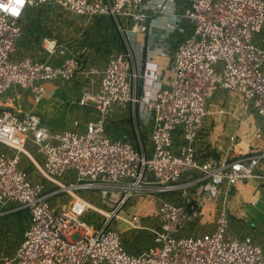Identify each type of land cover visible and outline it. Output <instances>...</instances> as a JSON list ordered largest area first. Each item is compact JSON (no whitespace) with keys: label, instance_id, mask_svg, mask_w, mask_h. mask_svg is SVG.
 <instances>
[{"label":"built area","instance_id":"1","mask_svg":"<svg viewBox=\"0 0 264 264\" xmlns=\"http://www.w3.org/2000/svg\"><path fill=\"white\" fill-rule=\"evenodd\" d=\"M184 1L176 27L186 32L179 24L185 19L192 31L175 49L167 86L157 89L153 97L138 95L136 79L143 75L133 69V51L127 48L108 57L97 90H86L80 97L79 104L97 111L84 124V132H53L34 112L0 111V205L15 203L6 211L24 209L30 216L13 256L3 264H264L262 243L229 230L226 198L213 229L177 236L186 223L204 218L199 194L190 197L187 190L199 186L200 195L214 200L231 194L239 181L255 179L264 187V149L221 161L201 160L195 147L209 114L208 101L219 89L240 93L243 108L264 118V47L255 41L264 27V0ZM44 3L87 17L110 15L121 31L125 29L120 17L132 22L136 33L148 30L145 0H24L22 6L16 0H0V96L18 86L29 90L37 103L45 96L48 81L70 80L80 73L94 82L99 73L95 66L82 67L81 51L70 50L51 37L43 39L44 50L49 56L63 55L59 63L31 56L13 59L28 7ZM156 5L165 8L162 3ZM13 7L19 9L18 15L12 13ZM138 103L153 118L149 156L142 142L136 146L126 136L113 138L106 133V121L115 110L129 109L135 119ZM262 135L264 128L256 138ZM28 138L37 146L43 164L25 148ZM20 153L28 155L54 188L48 190L42 182L30 180L20 167ZM67 170H74L70 177L76 182L62 181ZM76 189H100L102 198L110 199L114 214L130 198L152 196L159 201L156 227L143 225L137 214L122 220L152 232L155 245L139 253L128 251L120 231L107 225L111 213L104 214L102 224L86 223L91 210L102 212L78 196ZM61 191L71 200L51 205L48 198ZM164 192H180L182 201L162 199L158 194Z\"/></svg>","mask_w":264,"mask_h":264},{"label":"crops","instance_id":"2","mask_svg":"<svg viewBox=\"0 0 264 264\" xmlns=\"http://www.w3.org/2000/svg\"><path fill=\"white\" fill-rule=\"evenodd\" d=\"M157 3L164 4L165 8L162 10L158 9ZM145 6L148 15L147 32L136 33L133 31L131 24V28L124 27L126 34L122 35L124 48H131L133 51V69L140 71L143 75L136 79L137 93L143 99L153 97L157 89L167 86L174 66L175 49L178 43L183 41L192 31V26L184 33L177 30L176 27V21L179 20L186 7L184 0H145ZM28 17L29 15L25 16V18ZM36 21L32 22L28 29L23 30V35L19 41V45L24 48L25 56H31L35 60H49L53 64L59 63L63 55L54 53L49 56L43 48L46 44L32 36V30L34 28L37 29L35 27ZM180 22L181 26L185 27L186 25L188 27V22L185 19H181ZM155 27H165L167 32L161 34L153 32L152 29ZM59 44L65 45L66 43L62 44L59 42ZM67 46L71 48V45ZM106 64L107 60L103 65H92L99 71L94 76V82L81 80L82 78L79 79L80 73H77L70 80L46 82V94L37 103H34L29 90L14 86L0 96V111L34 112L40 116L43 123L51 126L53 132L83 128L88 119L96 116L97 111L93 107L79 104V99L84 91L97 90ZM135 109V119L134 115L129 117L120 116L117 118V124L123 125L125 133L122 136H126L129 139L130 133H128L126 128L131 125L133 131L137 133V141L134 142V145L138 146V142H142L147 153L144 140L149 138L151 141L152 114L144 108L142 103L141 105L138 103ZM208 109L209 114L204 119L203 128L195 143L196 153L201 160L210 157L221 161L231 160L246 155L253 150L262 151L264 149V135L256 138V133L264 128V118L252 109L245 110L243 108V100L240 93L219 89L208 101ZM136 126L139 129H136ZM142 130H144V133ZM231 137H234V140ZM187 193L190 197L199 194V198L203 203L204 218L206 217L211 221L213 226L217 211L222 207L223 199L226 198L225 205L228 209L229 218H232L240 225L237 229L239 232H235L232 229L231 232L242 236L248 235L256 242L262 243L264 247V187L260 182L255 179L239 181L234 185L231 194H221L214 200L206 199L200 195L199 186L187 190ZM146 197H150L153 200V209H151L152 212L145 214V217L156 219L158 224L155 214L159 201L152 196ZM69 200H71V196ZM181 201L182 199L177 197L176 202ZM61 203H67V201H62ZM210 204L213 205L209 206ZM6 210H1L0 215L11 213V211ZM21 210L12 212H20ZM27 221L28 216L26 218V226ZM26 226L22 230L21 238ZM19 241L8 248L2 239L0 242V246L3 249V255L0 257L1 264H3L4 259L13 256Z\"/></svg>","mask_w":264,"mask_h":264},{"label":"rangeland","instance_id":"3","mask_svg":"<svg viewBox=\"0 0 264 264\" xmlns=\"http://www.w3.org/2000/svg\"><path fill=\"white\" fill-rule=\"evenodd\" d=\"M27 11L28 12L26 13V16L29 15V17L25 18L24 16L21 21L23 30L28 29L32 25V22H35L39 17L35 23V27H37V29L34 28V30H32V36H34L36 39L42 40V43L45 37L57 38L62 44L66 43V46L71 45V48H69L70 50H80L83 68L89 64L96 66L103 65L111 54L125 50L122 35L126 34V31H121L118 28L115 19L110 15L94 16L93 18H88L86 15H78L69 12L62 6L55 3H44L37 7H28ZM120 20L125 28H131L132 22L127 21V19L124 17H120ZM187 25L188 27L186 25L185 27L188 30L191 28L192 24L188 22ZM255 41L260 46L264 47V27L260 33L255 35ZM16 46L17 48L16 52L13 54V59H22L25 56L24 48H22V45H19V42ZM78 77L79 79L82 78L81 80L87 81L83 75ZM90 112L92 113V111ZM130 115L132 116L133 114L129 109L115 110L106 121V133L113 138H120L122 135H124L125 128L122 124H117V118L120 116L129 117ZM126 129L128 133H130V142L134 144V142L137 141V133L133 131V127L131 125H128ZM78 131L84 132V128H80ZM142 132L144 133V130H142ZM144 143L149 156L152 151V142L148 138L144 140ZM25 148L43 164L42 156L40 153H38L37 146L32 143L30 138L26 140ZM4 149L9 154L15 153V151L11 148L6 147ZM20 167L26 170V172L29 174L30 180L36 179L42 182L46 188H48V190L49 188H54L52 183L44 180L43 177L36 171L33 162L26 153H20ZM73 173L74 170H67L61 177L62 181L66 184L76 182L74 177H70L73 175ZM75 192L85 200L96 204L107 213L112 212L113 206L109 202L110 199L102 198L103 195L100 189H76ZM158 195L162 199L175 202L177 197H180V192H164ZM69 199L70 195L64 191H61L58 194L48 198L51 205L60 204L62 201L69 202ZM152 202L153 200L150 197H133L130 198L128 202L118 210L117 214L111 213L112 217L109 219L107 225L112 228H117L120 231V237L124 247L132 253H139L144 249L155 245L154 234L148 230L135 229L122 219L131 218L132 215L137 214L140 217V222L143 225L156 227V219L146 218L148 216L145 217V214L152 212ZM141 205L145 207L143 208ZM212 205L213 204H210L209 206ZM14 206L15 203H8L4 207L0 205V211L10 209ZM27 216L28 218L30 217L27 210L0 215V242L3 239L9 248L10 245H14L16 242H18V240H21L22 238L20 236L22 234L23 228L26 226L25 223ZM118 216H120L121 219L118 218ZM85 219L86 223L89 225L96 226L97 224H102L105 222V215L91 210L85 216ZM239 226L240 225L232 218L230 219V231L232 229L235 232H239V230H237ZM212 227L214 226L212 225L211 221L205 217L203 220L186 223L182 228H180L177 236H188L196 233H202L205 229H211ZM77 235L78 233L74 234L73 237H76ZM2 251V246H0V257L3 255Z\"/></svg>","mask_w":264,"mask_h":264},{"label":"clouds","instance_id":"4","mask_svg":"<svg viewBox=\"0 0 264 264\" xmlns=\"http://www.w3.org/2000/svg\"><path fill=\"white\" fill-rule=\"evenodd\" d=\"M16 3H18V4H20V5L22 6L23 3H24V0H16ZM2 6H3V5H0V7H2ZM11 11H12V13H14V14H16V15L19 14V9H18V8L13 7V8L11 9Z\"/></svg>","mask_w":264,"mask_h":264},{"label":"water","instance_id":"5","mask_svg":"<svg viewBox=\"0 0 264 264\" xmlns=\"http://www.w3.org/2000/svg\"><path fill=\"white\" fill-rule=\"evenodd\" d=\"M152 30H153V32H157V33L159 32L160 34L167 32V29L165 27H163V28H161V27H155Z\"/></svg>","mask_w":264,"mask_h":264},{"label":"bare ground","instance_id":"6","mask_svg":"<svg viewBox=\"0 0 264 264\" xmlns=\"http://www.w3.org/2000/svg\"><path fill=\"white\" fill-rule=\"evenodd\" d=\"M141 207H145V206H143V205H141ZM99 208V207H98ZM101 209V212L103 213V214H105L106 213V211L105 210H103L102 208H100Z\"/></svg>","mask_w":264,"mask_h":264},{"label":"trees","instance_id":"7","mask_svg":"<svg viewBox=\"0 0 264 264\" xmlns=\"http://www.w3.org/2000/svg\"><path fill=\"white\" fill-rule=\"evenodd\" d=\"M26 16V15H25Z\"/></svg>","mask_w":264,"mask_h":264}]
</instances>
